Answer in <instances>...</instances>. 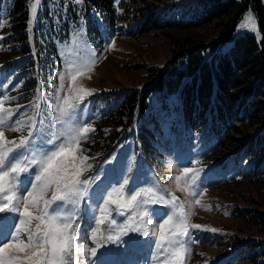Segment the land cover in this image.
Masks as SVG:
<instances>
[{"label":"rangeland","instance_id":"obj_1","mask_svg":"<svg viewBox=\"0 0 264 264\" xmlns=\"http://www.w3.org/2000/svg\"><path fill=\"white\" fill-rule=\"evenodd\" d=\"M12 1L0 0V17L4 24L0 28V36L3 37L0 39V85H7L0 88V92L15 97L11 101L12 107L23 106L17 114L32 115L31 102L37 99L39 89L41 115H52L58 104L57 96L69 95L71 82L67 78L64 91H58L60 75L67 62L88 61L95 52V65L76 81V86L94 90V94L81 105L86 106L83 122L95 129L81 144L83 154L89 156L88 163L92 165L84 173L85 178L99 174V183L105 181L107 174L108 181L118 180L122 166L129 162L125 175L130 183L147 186L145 182L149 181L167 199L175 196L177 202L191 213L189 223L202 226L190 229L192 238L186 241L185 264H213L212 258L231 250L234 242L262 236L258 226L239 217L243 211L247 216L251 210L263 208L262 189L243 178L241 171H235L234 177L229 176L232 166L228 153L222 147L215 149L217 158L208 159L213 148L210 136L183 130L178 126L179 119L171 123L170 118L177 117L179 110L178 106L171 104L173 96L168 98L167 106L165 100L151 93L142 116L136 117L132 124L125 125L122 118L120 122L115 120L113 109L124 93L148 84L151 79L149 68L162 67L177 43L180 45L186 40L204 43L217 36L219 26L213 21L180 29L188 14H197L199 8L193 9L192 5L198 6L199 0H113L118 16L113 31L105 27L91 7L85 8L84 2L73 5L69 0H43V7L38 8L36 30L34 33L33 28L32 33L27 30L26 39L11 27ZM188 6L191 11L183 9ZM151 10L162 12L164 18L169 22L177 21V25L135 34L136 24ZM249 10L246 9L235 24L229 42L244 32L257 34L238 29ZM26 11L27 25L30 18L27 4ZM87 23L91 36H88ZM35 37L43 46L52 47L54 55L43 56L39 62L34 52ZM37 124H40L39 118ZM252 129V126H239L240 133L233 136L241 138L250 134ZM26 131L20 134L6 131L5 135L11 140L25 135ZM231 148L233 153L235 149ZM187 167L199 169L195 182L192 183L189 177L188 184L183 180L178 184L175 178L181 176ZM197 199L200 201L198 205L195 204ZM77 223L82 225L78 235L82 238L87 236V219L81 217ZM129 240L135 242L127 243ZM83 242L91 246L89 240ZM111 247L112 252L104 258V264H113L118 257L121 264H149L153 251L151 237L143 238L132 232L125 239L123 236L117 243H112ZM101 253L102 249L97 251V258ZM231 255L236 259L238 251Z\"/></svg>","mask_w":264,"mask_h":264},{"label":"snow or ice","instance_id":"obj_2","mask_svg":"<svg viewBox=\"0 0 264 264\" xmlns=\"http://www.w3.org/2000/svg\"><path fill=\"white\" fill-rule=\"evenodd\" d=\"M69 2L81 5L83 0ZM26 4L31 33L43 0H26ZM3 26L0 17V28ZM238 29L258 34L251 10ZM95 63L94 51L88 61L67 62L58 91H64L67 78L69 95L57 96L58 104L50 116L41 115L39 89L31 102L32 115L17 114L23 106L12 107L15 97L0 92V264H104L109 253L97 258V251L130 232L151 237L149 264H185L190 229L202 226L189 223L191 213L175 196L167 199L149 181L147 186L130 183L125 175L129 162L122 166L118 180L108 181L107 174L99 183V174L84 177L92 165L81 144L95 129L83 122L86 106L81 105L94 90L76 86V81ZM25 129L26 134L18 138L9 140L5 135ZM198 172L187 167L175 179L178 184L182 180L188 184L190 177L194 183ZM195 204H200L199 199ZM81 217L89 224V234L83 238L78 235Z\"/></svg>","mask_w":264,"mask_h":264},{"label":"trees","instance_id":"obj_3","mask_svg":"<svg viewBox=\"0 0 264 264\" xmlns=\"http://www.w3.org/2000/svg\"><path fill=\"white\" fill-rule=\"evenodd\" d=\"M83 2L85 8L91 7L105 27L113 31L118 18L113 0ZM192 6L199 8L197 14L190 13V6L183 7L190 14L180 29L213 21L219 26L217 36L204 43L187 40L177 43L162 67L149 68L148 84L124 93L113 109L115 120L120 122L122 118L125 125L132 124L136 117L142 116L151 93L165 100L167 106L168 98L173 96L171 104L179 110L177 117L170 118L171 123L179 119L178 126L183 130L210 136L214 149L210 146L208 159L217 158L215 149L222 147L232 166L229 176L241 171L243 178L260 186L264 201V0H199L198 6ZM248 8L254 13L258 34L244 32L229 42L235 24ZM26 13V0L12 1L11 27L24 39ZM168 20L162 12L151 10L136 24L135 34L177 25V21ZM37 25V22L33 24V33ZM86 28L91 36L89 23ZM34 44L39 62L43 56L54 55L53 48L43 46L36 37ZM246 125L253 127L251 133L235 138L233 135L240 133L239 126ZM231 147L235 149L233 153ZM261 206L262 209L251 210L247 216L243 211L239 217L258 226L262 236L234 242L231 250L212 258L213 264H264V203ZM234 251H238L236 259L231 255Z\"/></svg>","mask_w":264,"mask_h":264},{"label":"bare ground","instance_id":"obj_4","mask_svg":"<svg viewBox=\"0 0 264 264\" xmlns=\"http://www.w3.org/2000/svg\"><path fill=\"white\" fill-rule=\"evenodd\" d=\"M74 226H75V225H74ZM109 251H110V250L108 249V247L106 248V246H105V247L103 248V250H102L103 253H105V252L109 253ZM111 252H112V251H110V253H111ZM118 258H119V257H118ZM122 261H123V260H122ZM113 264H121V263H120V261L117 259V260L114 261Z\"/></svg>","mask_w":264,"mask_h":264}]
</instances>
